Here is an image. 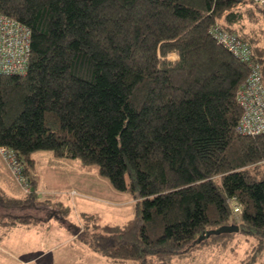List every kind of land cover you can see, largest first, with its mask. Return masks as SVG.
Returning <instances> with one entry per match:
<instances>
[{
    "label": "trees",
    "instance_id": "1",
    "mask_svg": "<svg viewBox=\"0 0 264 264\" xmlns=\"http://www.w3.org/2000/svg\"><path fill=\"white\" fill-rule=\"evenodd\" d=\"M31 30L25 76L0 75V147L24 164L36 196V153L97 167L135 199L118 230L79 240L107 258L169 264L233 233L264 248V135L237 133L249 67L211 37L219 25L261 64L264 12L249 0H0ZM251 25V26H252ZM250 26V27H251ZM175 60H170L171 56ZM240 207L236 213L229 201ZM19 223V219H14Z\"/></svg>",
    "mask_w": 264,
    "mask_h": 264
},
{
    "label": "rangeland",
    "instance_id": "2",
    "mask_svg": "<svg viewBox=\"0 0 264 264\" xmlns=\"http://www.w3.org/2000/svg\"><path fill=\"white\" fill-rule=\"evenodd\" d=\"M261 22L264 23L263 18ZM251 25L249 28L258 33L264 30V25ZM0 159V180L6 181L14 196L28 199L25 184L3 165L4 168L1 156ZM34 159L38 181L32 202L34 218L30 223L19 224L4 219L13 229L12 245L16 246L3 243L5 228L0 226V251L1 247L10 248L14 257V261L6 262L0 255V264H139L107 258L78 238L81 232L88 236L106 234L108 227L118 230L126 225L135 216L134 197L116 191L99 175L97 167L85 168L79 160L56 159L48 152L36 153ZM232 233L225 245L205 242L184 257H173L169 264H264V248H259L257 239L240 234L236 226Z\"/></svg>",
    "mask_w": 264,
    "mask_h": 264
},
{
    "label": "built area",
    "instance_id": "3",
    "mask_svg": "<svg viewBox=\"0 0 264 264\" xmlns=\"http://www.w3.org/2000/svg\"><path fill=\"white\" fill-rule=\"evenodd\" d=\"M249 1L264 12V0ZM210 34L219 46L249 67V76L237 94V101L242 109L237 133L243 137L264 135V82L261 64L249 44L237 35L219 25L212 27ZM31 43L32 33L29 28L0 13V75H27L31 60ZM0 156L11 174L25 184L26 193H31L24 177V164L17 158L16 153L12 149L0 147ZM229 202L238 213L240 207L236 201Z\"/></svg>",
    "mask_w": 264,
    "mask_h": 264
},
{
    "label": "crops",
    "instance_id": "4",
    "mask_svg": "<svg viewBox=\"0 0 264 264\" xmlns=\"http://www.w3.org/2000/svg\"><path fill=\"white\" fill-rule=\"evenodd\" d=\"M3 165L5 166V164L2 162V166ZM6 169H7V167H6ZM0 178H1V170H0ZM4 189H6V190H4ZM0 191L9 199H15V200H22L23 201V198H17L16 196H14V194L11 193V190H8L5 180H0ZM33 208H34L33 204L23 206V207L0 208V226H3L5 228V231L2 234V236L5 239V241H3V243L5 245H7V243H8V245H7L8 247L16 246V245H12L13 238L11 237L12 233L10 232V230H13V229H10L9 225L5 222L4 219L7 218L10 220V222H13V221L15 222L14 219H19V220H17V221H19V223H30V221L34 218V215L32 213ZM42 219H43V217H40L39 221H41ZM19 223H17V224H19ZM21 228L24 229L26 227H20L18 229H21ZM1 249L4 250L5 252H3L1 250L0 255L7 260L6 262L14 261V257L12 255L10 248L1 247Z\"/></svg>",
    "mask_w": 264,
    "mask_h": 264
},
{
    "label": "water",
    "instance_id": "5",
    "mask_svg": "<svg viewBox=\"0 0 264 264\" xmlns=\"http://www.w3.org/2000/svg\"><path fill=\"white\" fill-rule=\"evenodd\" d=\"M226 233H232V227H224V228H221L217 231H211V232H208L206 233L205 235H203L201 237V239H199L196 244H199L201 243L204 239H207L209 238L210 236L212 235H221V234H226Z\"/></svg>",
    "mask_w": 264,
    "mask_h": 264
}]
</instances>
